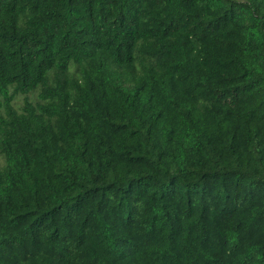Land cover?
Here are the masks:
<instances>
[{
    "label": "trees",
    "instance_id": "obj_1",
    "mask_svg": "<svg viewBox=\"0 0 264 264\" xmlns=\"http://www.w3.org/2000/svg\"><path fill=\"white\" fill-rule=\"evenodd\" d=\"M0 156V264H264V0H0Z\"/></svg>",
    "mask_w": 264,
    "mask_h": 264
},
{
    "label": "rangeland",
    "instance_id": "obj_2",
    "mask_svg": "<svg viewBox=\"0 0 264 264\" xmlns=\"http://www.w3.org/2000/svg\"><path fill=\"white\" fill-rule=\"evenodd\" d=\"M30 97H31L32 99H36V95H30ZM23 102H24V96H23V95H18V96L16 97V106H17V107L22 106V105H23ZM2 162H3V160H2V158H1V156H0V163H2Z\"/></svg>",
    "mask_w": 264,
    "mask_h": 264
}]
</instances>
